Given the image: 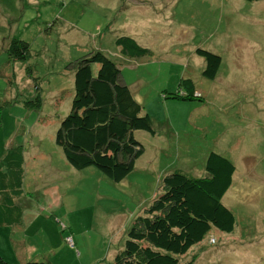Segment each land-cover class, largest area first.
<instances>
[{"label":"rangeland","instance_id":"rangeland-1","mask_svg":"<svg viewBox=\"0 0 264 264\" xmlns=\"http://www.w3.org/2000/svg\"><path fill=\"white\" fill-rule=\"evenodd\" d=\"M122 36L150 54L124 56L115 42ZM12 37L29 43L25 63L9 58ZM198 48L221 56L213 80ZM97 50L117 64L154 130L135 131L143 152L118 183L95 167L75 169L56 145L72 63ZM10 149L23 155V216L0 226L8 264H22L20 256L112 264L164 176L206 175L211 152L236 168L222 198L234 231L213 228L179 264H264V0H0V159Z\"/></svg>","mask_w":264,"mask_h":264},{"label":"trees","instance_id":"trees-1","mask_svg":"<svg viewBox=\"0 0 264 264\" xmlns=\"http://www.w3.org/2000/svg\"><path fill=\"white\" fill-rule=\"evenodd\" d=\"M115 42L126 57L150 54L132 37H118ZM29 47L27 41L12 37L6 52L12 60L25 63ZM196 54L205 59L203 76L213 80L221 56L201 48L196 49ZM72 70V101L59 124L56 145L75 169L95 167L118 183L133 171L135 160L143 152L135 131L154 133L151 117L143 114L142 105L122 82L119 67L102 51L75 60ZM27 73L31 75V68ZM174 97L191 99L193 95L191 92ZM22 165L23 155L17 150H8L0 159V226L19 224L22 220L23 209L16 200L22 187ZM235 170L228 158L211 152L205 161L206 175L202 177L167 173L163 192L143 216L135 219L112 264H179V257L201 243L213 228L232 233L235 216L222 198L232 186ZM0 264L8 263L0 256Z\"/></svg>","mask_w":264,"mask_h":264},{"label":"built area","instance_id":"built-area-1","mask_svg":"<svg viewBox=\"0 0 264 264\" xmlns=\"http://www.w3.org/2000/svg\"><path fill=\"white\" fill-rule=\"evenodd\" d=\"M66 241L71 245L73 244V239L71 237H67Z\"/></svg>","mask_w":264,"mask_h":264},{"label":"crops","instance_id":"crops-1","mask_svg":"<svg viewBox=\"0 0 264 264\" xmlns=\"http://www.w3.org/2000/svg\"><path fill=\"white\" fill-rule=\"evenodd\" d=\"M22 221V220H21ZM20 259L22 260V264H26V259H22V257L20 256Z\"/></svg>","mask_w":264,"mask_h":264}]
</instances>
